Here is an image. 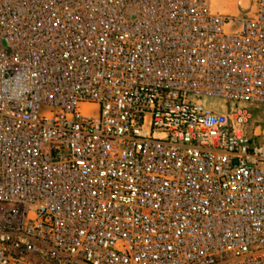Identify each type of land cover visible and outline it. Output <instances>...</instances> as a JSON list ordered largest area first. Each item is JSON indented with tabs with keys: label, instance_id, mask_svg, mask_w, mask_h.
Segmentation results:
<instances>
[{
	"label": "built area",
	"instance_id": "1",
	"mask_svg": "<svg viewBox=\"0 0 264 264\" xmlns=\"http://www.w3.org/2000/svg\"><path fill=\"white\" fill-rule=\"evenodd\" d=\"M235 10L0 0V264H264V0Z\"/></svg>",
	"mask_w": 264,
	"mask_h": 264
},
{
	"label": "rangeland",
	"instance_id": "2",
	"mask_svg": "<svg viewBox=\"0 0 264 264\" xmlns=\"http://www.w3.org/2000/svg\"><path fill=\"white\" fill-rule=\"evenodd\" d=\"M236 2L237 0H217V7L225 12L227 9L233 11V9H236ZM5 47L6 53L11 54L13 46L11 44H6ZM255 132H257L258 135L256 142L264 145V107L251 108V123L249 125L250 137H254Z\"/></svg>",
	"mask_w": 264,
	"mask_h": 264
},
{
	"label": "bare ground",
	"instance_id": "3",
	"mask_svg": "<svg viewBox=\"0 0 264 264\" xmlns=\"http://www.w3.org/2000/svg\"><path fill=\"white\" fill-rule=\"evenodd\" d=\"M223 8V7H222ZM228 8V7H227ZM233 8V7H232ZM224 9V8H223ZM226 10V9H225ZM227 13H230V14H236L237 11L233 9V11H229L228 9L226 10Z\"/></svg>",
	"mask_w": 264,
	"mask_h": 264
}]
</instances>
